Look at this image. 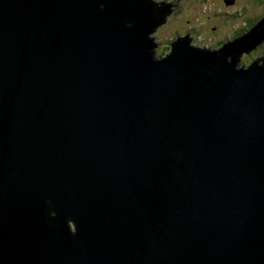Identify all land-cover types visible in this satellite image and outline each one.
<instances>
[{"label":"water","instance_id":"95a60500","mask_svg":"<svg viewBox=\"0 0 264 264\" xmlns=\"http://www.w3.org/2000/svg\"><path fill=\"white\" fill-rule=\"evenodd\" d=\"M170 10L0 0V264H264V16L157 55Z\"/></svg>","mask_w":264,"mask_h":264},{"label":"rangeland","instance_id":"374dc122","mask_svg":"<svg viewBox=\"0 0 264 264\" xmlns=\"http://www.w3.org/2000/svg\"><path fill=\"white\" fill-rule=\"evenodd\" d=\"M154 1L171 3L166 21L151 34L158 43L154 48L157 55L171 52V41L185 36L187 31L191 32V42L199 46L217 47L219 39L226 35L232 37L233 33L247 25V19L264 15V0ZM167 46L170 48L166 51ZM260 57H264V46L241 52L240 61L249 64Z\"/></svg>","mask_w":264,"mask_h":264},{"label":"trees","instance_id":"16d2710c","mask_svg":"<svg viewBox=\"0 0 264 264\" xmlns=\"http://www.w3.org/2000/svg\"><path fill=\"white\" fill-rule=\"evenodd\" d=\"M235 12H237V11H235ZM264 16V15H263ZM263 16H261V17H259V18H256V19H247L246 20V26H243V27H241L239 30H237L235 33H233V36L232 37H229L228 35H226L225 37H223V38H221V39H219L218 40V45L217 46H221V45H223V43L225 42V41H227V40H232V39H234V38H237L238 36H241V35H244V34H246L249 30H250V28L252 27V25H254L259 19H261ZM188 32V31H187ZM179 35H177V37H178ZM175 40V39H174ZM174 40H172V41H174ZM171 41V42H172ZM206 43H207V41H206ZM170 47H171V43H170V45H169ZM169 46H167V47H165V49H166V51L167 50H169ZM261 46H264V42H262V43H260L256 48H258V47H261ZM255 48V49H256ZM264 58L262 57L261 58V60H263Z\"/></svg>","mask_w":264,"mask_h":264},{"label":"flooded vegetation","instance_id":"af4514ba","mask_svg":"<svg viewBox=\"0 0 264 264\" xmlns=\"http://www.w3.org/2000/svg\"><path fill=\"white\" fill-rule=\"evenodd\" d=\"M187 33H189V36H191V32H190V31H189V32H187ZM187 33H186V34H187Z\"/></svg>","mask_w":264,"mask_h":264},{"label":"bare ground","instance_id":"6f19581e","mask_svg":"<svg viewBox=\"0 0 264 264\" xmlns=\"http://www.w3.org/2000/svg\"><path fill=\"white\" fill-rule=\"evenodd\" d=\"M155 43H156V45L158 44L157 42H156V40H155ZM261 58V57H260Z\"/></svg>","mask_w":264,"mask_h":264},{"label":"clouds","instance_id":"9594fccd","mask_svg":"<svg viewBox=\"0 0 264 264\" xmlns=\"http://www.w3.org/2000/svg\"><path fill=\"white\" fill-rule=\"evenodd\" d=\"M262 61V60H261Z\"/></svg>","mask_w":264,"mask_h":264}]
</instances>
